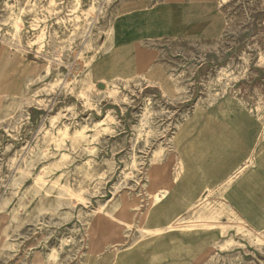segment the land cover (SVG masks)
I'll use <instances>...</instances> for the list:
<instances>
[{"label":"rangeland","instance_id":"rangeland-1","mask_svg":"<svg viewBox=\"0 0 264 264\" xmlns=\"http://www.w3.org/2000/svg\"><path fill=\"white\" fill-rule=\"evenodd\" d=\"M133 1L0 0V264H132L162 232L151 217L220 234L207 264H264V230L221 192L165 211L188 182L178 144L206 148L180 124L227 108L216 117L253 120L264 148V0H196L221 19L214 37L117 56L113 22ZM237 108L246 115L228 114Z\"/></svg>","mask_w":264,"mask_h":264},{"label":"crops","instance_id":"crops-1","mask_svg":"<svg viewBox=\"0 0 264 264\" xmlns=\"http://www.w3.org/2000/svg\"><path fill=\"white\" fill-rule=\"evenodd\" d=\"M221 26L220 17L209 16L205 6L196 0H159L152 5H147L143 0L129 2L113 22V37L118 44L115 53L119 56L131 52L140 44L151 41L212 38L218 34ZM117 66L119 68V64ZM224 109L214 108L208 114L204 112L203 123L180 124L177 131L184 130L189 132L188 135L198 136L203 144L197 146L210 149L204 148L196 154L184 155V145L178 144L182 170L177 180L183 183L185 179L183 157H188V182L181 185L179 192L175 194L177 199L165 211L181 210L184 201L196 204L209 192L213 191L216 195L221 192L224 194L226 207L249 229L263 231L264 157L259 165L256 164V158L264 153V148H258V124L250 118L252 122L249 123L222 122L216 116L223 115ZM228 114L246 115L239 108ZM234 133L237 139L230 140L228 137ZM229 146H233L238 153L234 161L229 162L227 156L224 160L222 156L220 160L212 159L217 152L224 151L227 154ZM239 168L244 170L235 174ZM186 214L188 213L181 212L178 218ZM148 223L151 227L157 225L162 232L159 235L151 234L142 242L138 256L134 257L132 264H207L204 253L213 248L215 241L221 240L220 234L214 239L211 233L201 229L169 232L166 230V219L151 217ZM131 253L133 251L129 254Z\"/></svg>","mask_w":264,"mask_h":264},{"label":"bare ground","instance_id":"bare-ground-1","mask_svg":"<svg viewBox=\"0 0 264 264\" xmlns=\"http://www.w3.org/2000/svg\"><path fill=\"white\" fill-rule=\"evenodd\" d=\"M89 179V178H88ZM36 183V182H35ZM155 197V196H154ZM156 199V198H155ZM157 200V199H156ZM159 202V201H158ZM206 202V201H205ZM1 220V219H0ZM1 222V221H0Z\"/></svg>","mask_w":264,"mask_h":264}]
</instances>
